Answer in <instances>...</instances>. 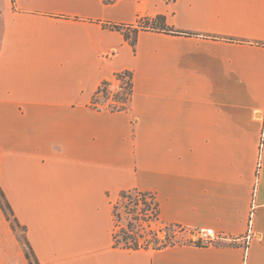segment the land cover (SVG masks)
Listing matches in <instances>:
<instances>
[{"label":"crops","instance_id":"1","mask_svg":"<svg viewBox=\"0 0 264 264\" xmlns=\"http://www.w3.org/2000/svg\"><path fill=\"white\" fill-rule=\"evenodd\" d=\"M158 16L182 33L115 27ZM263 132L264 0H0V185L39 264H264ZM129 191L222 238L115 246ZM0 264H30L1 207Z\"/></svg>","mask_w":264,"mask_h":264},{"label":"rangeland","instance_id":"2","mask_svg":"<svg viewBox=\"0 0 264 264\" xmlns=\"http://www.w3.org/2000/svg\"><path fill=\"white\" fill-rule=\"evenodd\" d=\"M128 81L129 78L127 76L123 79L115 78L102 87V90L106 89V92L96 96L93 102L99 107H106L112 110L122 107L125 101L128 104V91L125 89ZM154 203L155 199L152 195L140 194L136 191L126 192L119 196L114 203V230L118 231L117 237L121 244L138 242L143 246L148 243L149 246H153L156 234L159 241L157 245L159 246L162 243H167L168 245L183 243L191 238L189 232L180 231L176 233V227L172 228L170 224L158 218L156 214L152 215L151 211H153L155 206ZM17 234L24 241V230L21 228L17 229Z\"/></svg>","mask_w":264,"mask_h":264},{"label":"trees","instance_id":"3","mask_svg":"<svg viewBox=\"0 0 264 264\" xmlns=\"http://www.w3.org/2000/svg\"><path fill=\"white\" fill-rule=\"evenodd\" d=\"M106 3H111V2H114L115 0H104ZM116 28H123V32H124V36L127 40H129L131 42L132 45H135L136 42H137V36H138V33L141 29H145V28H153V29H159V30H164L166 32H170V33H182L180 31H176L175 29L173 28H170L166 25V22H165V19L163 16H158L156 17L155 19H153L152 21H149L147 19L143 20V18H140L138 20V23H137V26H131V25H127V26H121V25H118V26H115ZM125 76H127L129 78V81L126 82V87L125 89H127L128 93V101H130L131 99V96H132V93H133V75H132V72L130 71H124V72H121V73H118L116 74V78L117 79H123ZM108 81H105L103 82V84L100 86L98 92L96 93V96H98L100 93H105L106 92V89H103L102 90V87L104 85H107ZM96 96L94 97V99L96 98ZM93 99V101H94ZM126 101L123 103L122 107H117L115 110H119V109H125V104ZM93 105L95 107H99L96 103L93 102ZM127 106V105H126ZM130 192V191H129ZM138 192V191H136ZM126 192H123L122 194H124ZM140 194H148V193H144V192H139ZM150 195V194H149ZM154 208H153V211H151L152 215L156 214V216L158 218H160V212H159V207H158V203H154ZM0 207L2 208L5 216L7 217L8 221L10 222L12 228L14 229L15 232H17V229L21 228L22 230H24V232H26V228L24 226H22L17 217L15 216L14 214V211L9 203V201L7 200L6 198V195L0 185ZM172 228L176 227V233L177 232H180V231H183V229H181V226L179 225H170ZM118 231L114 230V245L115 246H121V247H124V248H132V249H139V248H149V247H152V248H155V249H159V248H163V247H166L168 246L167 243H162L161 246L157 245L158 244V239H157V234H156V239H155V244L153 246H149V243L145 246L143 245H140V243L138 242H134L133 244H128V243H124V244H121L119 242V239H118ZM20 238V237H19ZM125 238V236H124ZM21 240V238H20ZM23 241V240H22ZM24 244H25V248H26V256L30 262V264H39V261L31 247V245L29 244L28 240H27V237H26V233H25V237H24ZM183 243H194L196 245H204L201 241L199 240H193L192 238H189L188 240H186V242H183ZM170 245H173V244H170Z\"/></svg>","mask_w":264,"mask_h":264},{"label":"built area","instance_id":"4","mask_svg":"<svg viewBox=\"0 0 264 264\" xmlns=\"http://www.w3.org/2000/svg\"><path fill=\"white\" fill-rule=\"evenodd\" d=\"M262 138H264V132L262 134ZM181 229H183V231L185 232H189L193 240H199L204 245L215 243L222 238V236L218 235L213 228H201L198 230H190L181 227Z\"/></svg>","mask_w":264,"mask_h":264}]
</instances>
